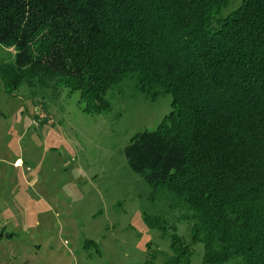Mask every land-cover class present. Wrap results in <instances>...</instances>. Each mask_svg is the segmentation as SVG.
<instances>
[{"label":"trees","instance_id":"1","mask_svg":"<svg viewBox=\"0 0 264 264\" xmlns=\"http://www.w3.org/2000/svg\"><path fill=\"white\" fill-rule=\"evenodd\" d=\"M0 0L2 84L61 80L83 112L128 85L170 95L156 129L123 148L128 169L187 212L163 264H264V0ZM227 9V10H228ZM147 228L151 220L143 217ZM142 264H153L151 259Z\"/></svg>","mask_w":264,"mask_h":264},{"label":"rangeland","instance_id":"2","mask_svg":"<svg viewBox=\"0 0 264 264\" xmlns=\"http://www.w3.org/2000/svg\"><path fill=\"white\" fill-rule=\"evenodd\" d=\"M12 56L0 46V69ZM105 100L107 111L86 114L61 80L39 91L0 80V264H163L169 236L188 239L186 210L122 155L170 112V95L150 100L125 85ZM201 257L194 246L190 264Z\"/></svg>","mask_w":264,"mask_h":264},{"label":"crops","instance_id":"3","mask_svg":"<svg viewBox=\"0 0 264 264\" xmlns=\"http://www.w3.org/2000/svg\"><path fill=\"white\" fill-rule=\"evenodd\" d=\"M16 165H20V162L18 160L15 161Z\"/></svg>","mask_w":264,"mask_h":264}]
</instances>
